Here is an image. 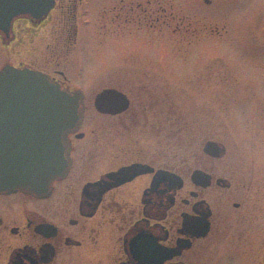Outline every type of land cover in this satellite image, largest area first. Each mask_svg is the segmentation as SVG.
<instances>
[{
  "label": "flooded vegetation",
  "instance_id": "1",
  "mask_svg": "<svg viewBox=\"0 0 264 264\" xmlns=\"http://www.w3.org/2000/svg\"><path fill=\"white\" fill-rule=\"evenodd\" d=\"M14 1L0 0V71L32 69L79 91L82 117L66 133L68 171L47 193L0 191V264H264V0H239L238 19L223 9L235 54L196 72L205 96H194L193 126L180 82L155 62L75 67L81 26L163 25L149 22L150 0H38L5 19Z\"/></svg>",
  "mask_w": 264,
  "mask_h": 264
},
{
  "label": "rangeland",
  "instance_id": "2",
  "mask_svg": "<svg viewBox=\"0 0 264 264\" xmlns=\"http://www.w3.org/2000/svg\"><path fill=\"white\" fill-rule=\"evenodd\" d=\"M107 1L96 0L94 3L92 0L91 3L97 6ZM160 1L158 5L157 0H150L146 7L149 22L154 24L151 19H164L165 22L161 26H81L75 51V67L86 73H93L107 71L114 67L115 63L123 64V61L134 65L147 62L151 65L155 62L166 73V83L171 82L168 78L180 82L181 109L186 119L191 122L189 124L193 126L194 106L198 107L200 104L196 99H204L205 96L204 90L195 85L194 76L196 72L203 71L210 61V68L219 70L221 65L215 58L222 59L235 54V51L224 43L221 26L226 14L223 9H230L232 19H238L239 0H228V4L226 0H208L209 3L206 0ZM133 12L136 13L135 10ZM233 29L235 34L236 28ZM116 30L118 33L122 30L130 32L108 38V35L112 36ZM73 77L80 82L86 81L80 80L75 72ZM166 85L172 86L170 83ZM213 121L214 125H217V118ZM190 137L188 134L180 139V158H187L189 155ZM164 141V146H167V140ZM259 224L264 227V217L260 219ZM261 235L264 238V233Z\"/></svg>",
  "mask_w": 264,
  "mask_h": 264
},
{
  "label": "water",
  "instance_id": "3",
  "mask_svg": "<svg viewBox=\"0 0 264 264\" xmlns=\"http://www.w3.org/2000/svg\"><path fill=\"white\" fill-rule=\"evenodd\" d=\"M37 1L15 0L17 9L5 10L3 16L33 12ZM81 97L32 69L6 65L0 71V191L44 195L54 178L67 173L66 133L81 120Z\"/></svg>",
  "mask_w": 264,
  "mask_h": 264
}]
</instances>
